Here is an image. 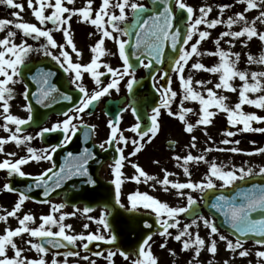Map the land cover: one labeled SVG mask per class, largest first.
Masks as SVG:
<instances>
[{"label":"snow or ice","instance_id":"obj_1","mask_svg":"<svg viewBox=\"0 0 264 264\" xmlns=\"http://www.w3.org/2000/svg\"><path fill=\"white\" fill-rule=\"evenodd\" d=\"M237 2L246 3V8L243 12L235 13L233 16H229L227 20L220 18L208 19L209 13L212 11L209 6H201L198 9L199 14L196 15V9L189 5L186 0H153L154 9L152 15H147L146 19L141 22V13H146V7L143 3H139L138 0H101L98 8H94V0H85V3L81 7H68L67 5H74L75 0H27V6L31 10L32 16L35 18L34 22L23 21L21 12L24 10V5L15 2V0H0V3L19 9L20 11L13 12L11 15L15 19H0V31L7 30V34L0 38V107L3 111L0 113L3 117L4 130L10 134L7 137H0V152L4 151V145L8 142H15L19 147L28 144L33 137L31 135L21 136L22 125L28 124L32 119V104L29 102L25 105L26 110L29 112L28 117L21 118L10 112V101L15 95L13 85L17 83V78H22L24 75V69L27 68L29 63L30 54L43 50L44 55L50 56L52 60L59 64L60 68L65 73L70 75V82L81 94L79 97V103L74 107L69 108L66 112L62 113L65 117L62 121L56 122L51 128H42L38 136H43L44 133L56 131L58 129L65 133V142L71 139V136L78 131V126L74 123V120H80L83 124L80 113H83L94 102L99 101L102 97L109 94L110 90H120V82L125 77H130L127 80V89L132 91L135 84V72L132 70L133 65L130 63V54L127 50L129 45L128 39L121 37L131 36V29L138 28L139 31L135 32V44L132 46L136 50H141L140 55L143 56L147 53L148 62L144 63V59L139 60L140 64L149 68L153 63V57L157 62H162L164 55L165 43L170 42V47L173 50L172 54V67L171 71L177 74L179 85L181 89L179 105L177 111L172 110L173 101L177 98L178 92L173 90L171 78L168 77V73L165 72L162 79L168 77L167 86H161L156 88V91L160 93V101L158 104L151 108L150 114L147 118L150 124L142 128L141 116L138 114L136 107H131V111L135 117L136 123L131 126V131L137 134L138 139H132L133 151L128 156H135L144 148V141L147 138L148 142L156 137L161 129L160 117L162 115V109L167 110L169 116L179 119L184 124V131L187 133H193L197 126L205 127V134H207V126L213 123L214 117L218 112H223L227 115V123L233 127L242 125L238 131H255L264 133V128L252 127L253 122H264V116L257 115L256 112H245L243 105H253L256 108L264 109V94H259L255 98H251L249 93H264V71H252L247 72L238 68V62L241 57L240 52H233L230 49L225 50L221 47V40L224 37L242 38L247 37L243 41V44L247 46L248 42L253 38H258L261 42H264V31H258L256 27V21L259 20L264 23V10L259 12V16L254 18L251 22L245 16V12L251 9L264 8V0H237ZM163 5V10L160 11V5ZM174 5V6H173ZM230 5H220L221 14ZM114 9H118V14ZM127 9H130L134 15V20L128 27H121V24L128 20ZM174 10L176 14L184 13L185 18V30H181L179 26H174ZM74 16L80 18V22L87 23L95 27L96 31L100 34L99 39L94 45L90 46L92 56L87 63H81L79 60L73 61L72 53L79 58L81 56L80 50L74 43L73 32L71 29V20ZM51 23L52 28L47 27ZM224 23L226 24L228 31L220 33V36L214 41L215 51L201 52L199 46L201 42L210 36V32L207 30H200V25H207L209 28H214L216 25ZM242 23V27L239 31H232V26ZM9 26H14L16 30L23 33V37L32 38L33 40H40L44 38L46 43L40 45L39 48H34L31 43L27 42V39H21L19 43L15 42L17 31H13ZM59 31L62 33L64 43H58L54 38L53 31ZM118 34V35H114ZM93 33H89L92 36ZM198 37L195 42L193 38ZM113 40L118 47L119 58L122 61V67H112L110 64L102 61V57L109 53L105 47V41ZM192 42V43H190ZM229 45H232V41H228ZM187 46V47H186ZM71 48V52L67 49ZM53 49H58V54H54ZM131 55H137L136 51H133ZM203 55L218 57V62L207 66L204 63L197 60L191 64V69L196 71H206L210 74L218 76V82L213 87H207L212 83L210 80H194L191 74L185 76L186 66L189 65V61L193 56L201 57ZM249 63H256L264 65V49L261 50L258 56H254L251 53L247 55ZM104 68L106 71H100ZM30 71V70H29ZM87 73L94 81L95 87L92 91L83 83V76ZM110 74L111 79L106 84L101 77ZM54 75L51 71H37L32 75L31 79L36 83V90L31 95L36 98V102L44 104L46 100L55 99L53 93H57L59 90L56 85L50 80V77ZM239 78L242 84L239 90L234 87L233 81ZM251 80V82H249ZM198 86V87H197ZM199 89V90H198ZM227 90L231 92H237L238 90V102L230 106L227 103L228 98L224 95L218 94L217 90ZM25 100H28L29 91L27 85L23 93ZM62 99L71 100L72 97L66 93L62 94ZM186 101L198 102L199 110L196 112L193 108L185 107ZM214 109V110H213ZM126 109H121L125 111ZM196 112L198 118L195 123L189 122L187 115L189 113ZM121 116L117 114L114 119L108 121L110 128V134L106 143L112 144L113 142H124L126 145L129 141L125 137L123 131L119 128ZM9 123L15 125V131L9 128ZM86 129L94 128V126L84 125ZM70 133V134H69ZM226 137H235L236 131L225 130L223 133ZM87 135V132H86ZM197 137L191 136L190 147L195 148ZM211 139V137H209ZM223 144H239V141H233L229 139L223 140ZM254 143V142H253ZM59 145L51 147V149L38 150L31 146L27 147L26 156H21L15 160L6 158L0 161V170H7L8 175L13 174L21 177L29 175L22 171V165L29 163L30 161H44L52 160L51 153L56 151ZM101 148L104 144L100 145ZM119 153L118 158L114 160L111 171L114 175L113 183L115 185V203L121 204V187L123 183L122 168L124 163L128 161V157L124 155V148L117 147ZM213 150L211 147L206 148L200 155H193L190 151L184 156L175 155L173 158L179 163V166L183 169L185 176L189 177L186 182H180L178 180H171L169 177L172 173L164 170L163 179L157 180V177L149 174L138 163H132V167L135 169V174L128 179L140 183L142 178L143 182L157 180L165 192L171 189L176 190V194L179 197L186 199V205L184 206H170L169 203L161 201L159 198L149 194L148 192H141L139 190L131 192L127 199L130 202L132 209L143 207L154 212L156 220L160 223L162 231L160 235L165 238L164 243L160 245L161 248L166 247L167 238L172 237L173 233L169 229L177 228L178 232L175 234L174 239L182 242V250L187 251L194 248V258H198L201 251L207 247L209 253L213 256L218 251L217 239L226 243V248L230 251H239V256L245 257L249 255L247 249H243L240 237L237 236L235 242L229 239L227 236L220 233L219 227L213 219H209L199 213L198 209L194 206L197 204V200L190 192H185V189L198 190L201 193H205L206 190L215 189H227L229 186L236 185L237 181H246V178L252 176L264 177V166L259 167V171L255 172L253 167L236 168L233 166L231 169H227L226 166L218 164L215 160L206 161V153ZM231 152L236 153L242 151L238 147H232L229 149ZM256 153H264V148H257L254 152L248 153L249 155ZM9 157L16 156L15 152L7 153ZM70 157L71 153L68 154ZM90 153L85 149L84 154L76 157V163H69L61 166L60 170L54 171L55 165L50 168H46L43 172L39 173L35 177V186L43 187V195L48 197L50 193L60 188L63 181L71 179L74 175H86L88 160ZM201 162L209 163L208 170L204 179L194 182L191 179V172L188 167L189 162ZM51 181V183H49ZM216 181H220L217 185ZM89 183H95V181L89 180ZM155 187V185H153ZM3 189L11 192H18V199L14 203V206L10 211H5V214H0V221L7 222L9 217H16L18 220V226L14 229L6 228L3 234H0V264H47L45 255L49 252V247H67L68 245H74L77 240L102 241L106 237L98 233L89 232L87 235L80 234H68V230L72 229L71 224H66L64 221L68 216H75L80 209H75L72 212L61 211L65 208L64 203H51L50 212L40 216V223L38 226H30V223L36 220V217L31 213H25L22 217L18 216V213L22 209L25 201L30 199L25 191L14 188L10 183H5ZM31 185H29V190ZM43 203H50L49 200H44ZM209 207L215 209L217 213H220L224 217L225 223L230 225L236 233L247 235L255 234L260 238L255 240V243L260 246H264V183H251L250 187H234L233 194L225 195L221 192L219 195H215L210 203ZM75 208V206H74ZM84 213L91 211L90 208L84 207L82 209ZM59 212V216L55 215ZM192 212L193 217L190 223H186L182 228L179 226V220L177 219L180 214ZM108 211L102 212L98 218L104 228H108L107 221ZM255 216V218H254ZM167 217V218H165ZM88 219H95L88 217ZM198 222H202L203 225L209 229L208 237L209 243L206 244L204 238L201 237L197 231L193 234L190 229L193 226H199ZM58 228L57 231H53L52 227ZM85 229L89 227L88 224L83 226ZM27 233L31 238H39L40 242H33L31 239L27 241L32 249L39 254L38 258L29 259L23 255L24 249L19 247L14 240L15 237H20L22 234ZM110 240L114 241L115 236H110ZM152 235H148L143 242L139 245L136 258L132 259L131 264H158V257L152 251ZM66 242V243H63ZM84 248L88 247V244L83 245ZM11 248L14 251V255L11 257L8 255V249ZM171 255L175 256L176 252L173 249H169ZM58 255V254H57ZM76 251L65 252V259L62 264H69L67 257L78 256ZM95 255L100 256L102 253L97 252ZM116 253L109 251L107 259L111 262L112 257ZM120 255L128 258V253L121 251ZM256 256L264 258V251H257ZM87 259V257H85ZM51 264H61L55 256L53 257ZM91 264H95L94 261ZM189 264H192L190 261ZM196 264L201 262L196 259ZM209 264H212L209 261ZM224 264H228V261H224Z\"/></svg>","mask_w":264,"mask_h":264},{"label":"rangeland","instance_id":"obj_2","mask_svg":"<svg viewBox=\"0 0 264 264\" xmlns=\"http://www.w3.org/2000/svg\"><path fill=\"white\" fill-rule=\"evenodd\" d=\"M186 2L191 5L194 9H196V15L199 14L198 9L201 6H209L211 7L212 11L208 15V19H216L220 18L222 20H227L229 16H233L235 13L243 12L246 8V3L237 2V0H186ZM228 4L230 5L229 8L225 9L224 12L221 14L220 12V5ZM264 10V8H257L251 9L245 12V16L249 22H251L254 18L259 16V12ZM242 27V23H237L232 26V31H239ZM256 27L258 31H264V23H261L259 20L256 21ZM200 30H207L210 32V36L206 38L204 41L201 42L199 46V50L201 52H208V51H215V43L214 41L220 36L221 32L228 31L226 24L221 23L216 25L214 28H209L207 25H200ZM198 37L193 38L192 42ZM247 37L242 38H231V37H224L221 40V47L225 50H231L233 52H240L241 57L238 62V68L241 70H245L247 72L252 71H264V65L256 64V63H249L247 59V55L251 53L254 56H258L262 49H264V42H261L258 38H253L251 41L248 42L247 46L243 44V41L246 40ZM232 41V45L230 46L228 41ZM190 42V43H192ZM199 60L200 62L204 63L207 66H211L218 62V57L203 55L201 57L193 56L192 59L189 61V65L186 66L185 69V76L191 74L194 80H210L212 83L208 84L207 87H213L215 83L218 82V76L215 74H210L206 71H196L191 69V64ZM126 79H124L125 81ZM251 82V80L249 81ZM234 87L239 90L242 81L239 78H236L233 82ZM173 90L178 92L177 98L173 101L172 109L173 111H177L180 99V85L177 74H175L173 83H172ZM198 87V86H197ZM122 88V87H121ZM120 88V89H121ZM199 90V89H198ZM238 90L237 92H231L227 90H217L218 94L224 95L228 98L227 103L232 106L236 102H238ZM259 94L264 93H249L251 98H255ZM22 104L19 102V105H15V108L11 109V114L17 115L21 118H27L28 111L20 105ZM185 107H190L198 112L199 104L198 102L186 101ZM214 110V109H213ZM243 110L245 112H256L257 115L264 116V109L256 108L253 105H243ZM3 109L0 107V113H2ZM194 113H189L187 115V119L189 122L195 123L198 116ZM2 117V115H0ZM65 117H57L53 121H48V126L52 124L62 121ZM161 118V129L160 133L152 139L151 142L146 140V144L148 149L154 153L155 166L149 170V172L154 173V176L157 177V180L163 179L164 177V170H167L169 173L173 175L169 178L171 180H178L180 182H186L189 177L185 176L183 169L179 166L173 157L175 155L184 156L188 154L190 151L193 155H200L204 152L206 148H213V149H223V150H213L206 153V161L211 162L215 160L220 164L226 166L227 169L230 167H244L245 165H249V162L253 165L258 167L259 160H260V153L249 155L248 153L254 152L257 148H264V133L255 132V131H238L239 128H242V125H237L235 127L229 125L227 123V115L223 112H218L217 115L213 119V123L207 126V134H205V127L204 126H197L193 133H187L184 131V124L177 118L169 116L167 110H162ZM87 121L92 124L96 131H97V138L99 141H103L106 136L108 135L109 127L107 124V118L104 117L101 113L95 114L87 119ZM4 121L0 118V125H3ZM133 124V119L130 116L129 112H124L121 116V122L119 124V128L123 131V134L127 136L130 140L134 139V136L131 131H124L125 128L131 127ZM252 127L254 128H264V122H253ZM9 128L12 131H15V125L9 123ZM236 131L237 135L235 137H226L223 133L225 130ZM10 133L0 127V137H7ZM29 132L21 133V136L27 135ZM195 135L198 139L196 142V147L191 148V136ZM211 137V139H209ZM166 139H173L176 142V150L174 152H169L165 150L163 143ZM229 139L233 141H239V144H223L221 143L223 140ZM254 142V143H253ZM232 147H238L242 151L233 153L229 149ZM15 152L16 156L25 154L23 151L22 146H17L15 142H9L4 145V151L0 152V161L6 158L12 159L13 157H9L7 153ZM246 160V162H243ZM145 162H147L145 160ZM247 163V164H246ZM190 172H191V179L194 182L200 181L204 179L205 174L208 170L209 163L201 161L199 163L193 161L189 162L188 165ZM27 169V170H26ZM26 171L31 172L28 167H26ZM153 175V174H152ZM157 180L148 181L147 185L150 186L152 184V188L156 189L155 197L159 198L161 201L169 203L170 206H184L186 205V199L179 197L176 194V190L171 189L169 186V191L165 192L162 186L157 183ZM144 187H140V189H150L148 186L142 181L140 183ZM155 185V187H153ZM148 191V190H147ZM186 193L190 192L193 197L200 202V192L198 190H190L185 189ZM17 198L15 195L7 194L1 188L0 182V214H5V211H10L14 206ZM50 212V205H41V204H33V203H24L22 209L18 213V216L22 217L25 213H31L35 215H43L48 214ZM57 215V214H55ZM203 216L212 219L207 213L202 212ZM181 216V214H180ZM179 216V217H180ZM91 216H74L73 219H65V223H70L72 225V230H68L70 234H80L86 232H94L100 234L101 230L99 225L93 220L88 219ZM167 218V217H165ZM40 219V217H39ZM179 220L180 228L183 227L184 224L190 223L191 220H185L183 218H177ZM2 222L0 221V228L2 227ZM88 224L89 227L85 229L83 226ZM198 227L193 226L190 231L195 234L197 231L201 235L202 238L205 239L206 244L209 243L208 232L209 229L206 228L202 222H198ZM170 232L173 233L172 237L167 238L166 247L161 248L160 245L164 243V237H153L152 241V251L158 257V264H189L191 261L192 264H196V259H198L201 264H209V261L212 264H224V261H228V264H236L235 258H239V251L241 249H237L235 252L230 251L226 248V243L224 241H220L218 236L217 239V247L218 251L213 256L211 253L208 252L207 247H205L198 258H194V248H191L187 251L182 250V242L176 241L174 239L175 234H177L178 229L172 228L169 229ZM223 235L227 236L229 239H232L233 242L235 240L228 236L226 233L220 231ZM243 249H247L251 256H254L257 259H261L256 256L257 251H264V247L255 246L254 244L250 243H242ZM169 249H173L176 252V255L173 256L170 254Z\"/></svg>","mask_w":264,"mask_h":264},{"label":"water","instance_id":"obj_3","mask_svg":"<svg viewBox=\"0 0 264 264\" xmlns=\"http://www.w3.org/2000/svg\"><path fill=\"white\" fill-rule=\"evenodd\" d=\"M140 3H143L146 7V13H141V22L143 19L147 18V15H152L154 4L153 0H139ZM174 6V5H173ZM160 11L163 10V5L161 3ZM128 20L121 24V27H128L134 20V15L129 9L127 11ZM174 15L176 18L173 23L174 26H179L181 30H185V18L186 14L180 13L176 14L174 10ZM139 31L138 28L131 29L132 35L124 36L125 39L129 40V45L127 50L130 54V63L133 65V71L135 72V84L133 85L132 91H129L126 87L125 92L116 94L112 96L110 93L102 97L99 101L94 102L88 109L83 113H80V117L91 116L95 113L102 111L109 119H114L117 114H120L121 109H126L127 107H136L138 109V114L141 116V126L150 124L147 116L151 112V108L159 103L161 97L159 93L153 86V77L158 70L162 72L161 77L164 76V73H168V77L171 78L174 72L171 71L172 67V54L173 50L170 47V42L165 43L164 55L162 57V62H157L153 57V63L149 68L143 67L139 60L145 58L148 61L147 53H144L141 57V50H136L132 46L135 44V32ZM133 51L137 52V55H131ZM58 76L55 78L56 85L59 86V104L55 108L50 110L48 109H39L37 104L32 105L31 115L33 119L26 125H22V129L26 128H36L40 127L47 116L51 113L62 114L66 112L69 108H72L76 105L79 99V92H72L68 88L66 77L63 71L60 69L58 71ZM156 79V83L159 87L167 86L168 77ZM65 92H70L72 99L63 100L62 94ZM132 112V111H131ZM78 126V131L73 135V138L64 146H60V142L63 139L65 133L62 130L58 129L56 131H51L44 133L43 136H40V141L44 139L50 140L47 144L43 143V146L40 149L48 148L52 144L59 145L60 147L56 149L55 152H52L51 165H55L54 171H59L61 166H64L69 163H76V157L84 154L85 149L90 153V158L87 165V174L86 175H74L71 179L63 181L60 188L56 189L48 197L43 195L44 188L35 186V177L30 176H19L13 174L12 176L8 175L7 170H0V177L5 183H10L14 188L21 191H25L30 199L43 202L44 200L54 201L55 203H64L65 208L61 211L72 212L75 209H80L77 214H94L98 218L105 210L108 211L107 221L109 224L108 228H104L108 239L102 241H92L88 242L84 240L81 243H75L74 251L78 252L79 255L86 253L88 255H95V253H103L106 251L118 252L121 251L127 252L128 257L134 259L138 252L139 245L148 235H160L162 227L160 223L157 222L154 212L148 209H132L131 207L118 205L115 203V185L113 180L108 178L104 165L114 162L118 157L117 150L115 148V142L112 144L106 143V148L101 150L100 143H95V131L93 128L86 129L81 122L76 123ZM87 132V135H86ZM173 141H169L168 145L170 148L173 145ZM71 153L70 157L68 154ZM89 180L95 181V183H89ZM51 183V181H49ZM253 183V182H252ZM29 185L31 189L29 190ZM249 184L247 187H250ZM221 191L216 190H206L203 195L204 204L203 208L214 217L215 219V209L209 207L212 199L215 195H219ZM225 195H230L229 192H223ZM75 206V208H74ZM88 207L91 209L90 212L84 213L82 209ZM195 209H200L195 205ZM217 218L219 219V225L226 229L228 232L235 236H239L240 239H253L256 240L260 238L255 234L242 235L236 233L234 229L230 227L224 221L222 214L218 213ZM185 217L192 218V212L186 213ZM110 236H115L114 241L110 240ZM87 243L88 247L84 248L83 245Z\"/></svg>","mask_w":264,"mask_h":264},{"label":"flooded vegetation","instance_id":"obj_4","mask_svg":"<svg viewBox=\"0 0 264 264\" xmlns=\"http://www.w3.org/2000/svg\"><path fill=\"white\" fill-rule=\"evenodd\" d=\"M15 2L21 3L24 5V10L21 12V16L23 17V21L35 23L36 22L35 18L32 16L31 10L27 6V0H15ZM113 2H114V0H113ZM84 3H85V0H75L74 5H67V6L68 7H81L84 5ZM100 3H101V0H94L93 7L98 8ZM17 11H20V10L16 9L14 7L8 6L6 4L0 3V19H15L14 17H12L11 14L13 12H17ZM114 11H116V13L118 14L119 10L114 9ZM47 27L52 28L53 26L51 25V23H49L47 25ZM9 28L13 31H17V36L15 37V42H17V43H19L21 41V39H27V42L31 43L34 48H39L41 44L46 43L44 38H40V40H33L32 38H25V37H23V33L20 32L19 30H16L14 28V26H9ZM71 29L73 32L74 43L76 44L77 48L82 53L79 58L75 55V53H72L73 61L76 62L77 60H79V62H81V63L89 62L90 58L92 56V53L90 51V46L95 44V42L99 39L100 34L96 31L94 26L87 24V23L80 22V18L78 16H74L72 18ZM7 30L8 29H5L4 31H0V38H2L3 36H5L7 34ZM89 33H93V35L89 36ZM53 35H54V38L57 40L58 43H64V39H63L61 32L54 30ZM114 35H118V34L114 33ZM105 47L109 51V53H112V54H106L104 57L101 58L102 61L110 64L114 68L122 67V61L119 58L118 48H117L116 43L113 40L106 39ZM67 50L69 52H71L70 47H68ZM52 51L54 52V54H58V49H53ZM35 62H36V64H35ZM56 65H59V64H57L56 61L52 60V58L50 56L44 55L43 50H41L39 52L34 51L33 53L30 54L29 63L27 65V68L24 69V75L26 76L27 73L33 71V69H35V68H37V70L40 69L41 71H46V72L51 71L53 73V69ZM100 71H106V70L104 68H101ZM67 77H68V80L70 82L71 78H70V75L68 73H67ZM111 78L112 77L110 74H108L104 77H101V79L103 80V82L105 84L107 82H109V80ZM34 83H35V81H33V80H25L24 78H17V83L15 85H13L14 90H15V95H14L13 99L10 101V106H11L10 110L15 108V105H19V102H21L22 104H20V105H22L25 108V105L28 103L27 100H25L24 95H23V93L25 91V86L27 85L28 91H30L31 87L34 85ZM83 83L89 89V91H92L95 87L94 81L92 80L91 76L87 73H85L83 76ZM70 84H71V82H70ZM122 84H123V81L121 80L120 85H122ZM71 85H73V84H71ZM112 92L115 93L116 90L113 89ZM160 122L162 123L161 118H160ZM31 136L33 137V135H31ZM125 137H127V136H125ZM128 141L129 142L126 145L124 144V142H120L119 147L124 148V155L126 157H128V161H126L124 163V166L122 168L123 183H122V187H121V200L124 203L130 205V202L128 201L127 197L131 192L139 190L141 192H148L149 194L155 196L154 194L156 191L155 188L154 189L152 188V184H150V186H149V185H147V183H145L148 186V188H150V189H147L148 190L147 191L145 189H140V187L145 186V185L142 186L140 184L141 182L137 183L135 181L128 179V177H131L133 174H135V169L132 167V163H130V162L138 163L140 166H142L145 169L146 172H148L151 175L152 174L154 175V173L149 172V170L153 168V165L155 166L156 160L154 159V153H152L148 149L147 146H144V148L139 153H137L135 156H128V154L133 151V145H132L130 140H128ZM144 144H145V142H144ZM25 146L26 147H28V146L33 147V141L31 140ZM21 156H26V153L22 154ZM145 160L147 162H145ZM243 162H246V160H244ZM217 163L220 164L219 162H217ZM46 164H47L46 160L40 161V162L30 161L29 163H27L28 169L33 173H38L41 169L45 168ZM249 165L250 166L245 165L244 168L247 169L248 167H253L254 171L258 172L259 167L264 166V153H260V160H259V166L258 167L253 166L250 162H249ZM22 166H24V165H22ZM231 168L232 167H230L229 169H231ZM112 175H113V173H112ZM252 177H260V178L264 179V177H262V176H252ZM252 177L246 178V180L251 179ZM241 182L242 181H237L236 185L229 186L228 188L233 189L234 187H237ZM216 183H217V185H219L220 181H216ZM56 216L58 218L59 215H56ZM35 217H36V220L34 222L30 223V226H33V227L38 226L39 223L41 222L39 219L40 215L37 214V215H35ZM73 218L74 217H66V219H73ZM215 223H216V221H215ZM68 224H70V223H68ZM17 226H18L17 218L16 217H9L7 222H4V221L2 222L3 229L0 228V234H3V232L6 228L10 227V228L14 229ZM52 230L57 231L58 228L53 226ZM70 230H72V229H70ZM100 230H101L100 234L104 235V231L102 230V228H100ZM87 233H89V232H86L85 235ZM92 233H94V232H92ZM68 234H70V233L68 232ZM72 234H74V233H72ZM30 239L33 241V238H31L27 233L22 234L20 237L14 238L17 245L24 249L23 255L26 258H29V259L38 258L39 254L35 251V249H32L30 247V245L27 243V241ZM245 243H250V244L252 243L255 246L264 247V246L257 245L256 243H253L251 241H248ZM48 247H49V252L45 255V259L47 261V264H51V261L54 257L53 255L56 254L57 251H54V248L52 246H48ZM8 255L10 257L12 255H14V251L11 248L8 249ZM107 255L108 254H103L100 257H87V259H85V256H83V257H67V259H68L69 264H91L92 261H94L95 264H131L130 259H123L118 254L113 256L112 261L110 262L107 259ZM55 258L58 261H60L61 264H62L63 260L65 259V257H63V256H55ZM235 263L236 264H264V258L257 259L254 256H251L249 253V255H247L245 257L235 258Z\"/></svg>","mask_w":264,"mask_h":264}]
</instances>
